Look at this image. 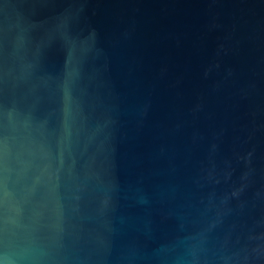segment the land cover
I'll return each mask as SVG.
<instances>
[{
    "label": "water",
    "instance_id": "obj_1",
    "mask_svg": "<svg viewBox=\"0 0 264 264\" xmlns=\"http://www.w3.org/2000/svg\"><path fill=\"white\" fill-rule=\"evenodd\" d=\"M0 264H264V0H0Z\"/></svg>",
    "mask_w": 264,
    "mask_h": 264
}]
</instances>
